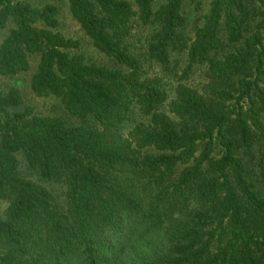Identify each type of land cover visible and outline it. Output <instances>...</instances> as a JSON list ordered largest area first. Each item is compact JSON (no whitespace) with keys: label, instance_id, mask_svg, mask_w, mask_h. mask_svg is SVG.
Wrapping results in <instances>:
<instances>
[{"label":"trees","instance_id":"obj_1","mask_svg":"<svg viewBox=\"0 0 264 264\" xmlns=\"http://www.w3.org/2000/svg\"><path fill=\"white\" fill-rule=\"evenodd\" d=\"M67 1L113 66L76 52L81 43L58 31L55 5L0 0V36L12 26L0 76L29 72L39 56L32 91L81 121L21 109L19 89L0 90V264H61L81 243L90 264H118L125 209L163 235L134 264H264V0H209L190 39L187 0L157 9L155 0ZM136 22L156 25L148 60L168 68L171 54L187 52L188 69L206 67L201 91L179 83L171 97L162 78L144 75L128 42ZM21 156L64 185L67 204L22 174ZM58 240L68 251L53 255Z\"/></svg>","mask_w":264,"mask_h":264},{"label":"rangeland","instance_id":"obj_2","mask_svg":"<svg viewBox=\"0 0 264 264\" xmlns=\"http://www.w3.org/2000/svg\"><path fill=\"white\" fill-rule=\"evenodd\" d=\"M25 1L38 7H42L46 4L55 5L58 8V19L60 23L58 31L61 32L66 38H72L74 40H78L81 43L80 48L76 50V52L82 54L89 63L113 66V63L109 59H107L102 53L94 48L90 38L85 34L81 26L73 18L67 0ZM130 1L133 2V0ZM165 1L166 0H155V9H157ZM200 1L201 4H199V7H197L195 4H192L189 0H187L184 5V13L188 19V23L184 32L188 39L193 37L197 28L203 25L204 15L208 12L210 7L209 0ZM11 27L12 26L9 25L7 29L2 31L0 36V44L8 34ZM155 30L156 25H142L141 23L136 22L132 37L128 40V42L131 44V50L142 59V66L146 71V74L144 75L152 78H162L163 83L168 89L171 97L174 96L175 88L179 83L186 84L201 91L208 82L207 69L205 66H193L191 69H188L189 61L188 56L186 55L187 52L171 54V63L168 68H164L144 57L147 42ZM38 57L39 56L37 55H33L31 58H29V60H31L32 68L27 73H22L14 77L0 76V90L7 92L12 88L19 89L23 95V104L21 109L33 107L35 112L39 115L61 117L70 125L77 126L81 124L79 119L71 117L66 112L60 100L53 96H37L32 91L31 78L37 69L39 61ZM134 125L135 123L128 124V128L125 129V131H128V129ZM20 158L22 160L21 171L23 175L46 186L52 192L56 198V202L60 206L67 204L65 198V187L62 183L44 180L37 172H34L27 167L22 156ZM249 174L250 178H252L255 182H258L257 172L253 167H251Z\"/></svg>","mask_w":264,"mask_h":264},{"label":"clouds","instance_id":"obj_3","mask_svg":"<svg viewBox=\"0 0 264 264\" xmlns=\"http://www.w3.org/2000/svg\"><path fill=\"white\" fill-rule=\"evenodd\" d=\"M126 225L125 250L118 257V264H134L136 251L150 253L163 238L160 229L151 226V221L142 214H135L129 209L122 211ZM50 252L53 255L68 251V246L63 240L52 242ZM111 255V253H110ZM61 264H90V255L87 244L74 246L67 257H59Z\"/></svg>","mask_w":264,"mask_h":264}]
</instances>
